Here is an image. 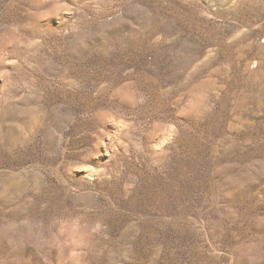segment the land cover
<instances>
[{"label":"rangeland","instance_id":"obj_1","mask_svg":"<svg viewBox=\"0 0 264 264\" xmlns=\"http://www.w3.org/2000/svg\"><path fill=\"white\" fill-rule=\"evenodd\" d=\"M0 264H264V0H0Z\"/></svg>","mask_w":264,"mask_h":264},{"label":"clouds","instance_id":"obj_2","mask_svg":"<svg viewBox=\"0 0 264 264\" xmlns=\"http://www.w3.org/2000/svg\"><path fill=\"white\" fill-rule=\"evenodd\" d=\"M173 131V129L171 127L166 128V129H162V133L165 135H170V133ZM168 141L165 140V143H167ZM79 226L78 225H72L71 226V234L73 235V237L75 238V234L78 231Z\"/></svg>","mask_w":264,"mask_h":264}]
</instances>
